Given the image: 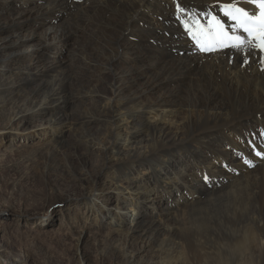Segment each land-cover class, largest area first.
I'll return each mask as SVG.
<instances>
[{"label": "bare ground", "instance_id": "obj_1", "mask_svg": "<svg viewBox=\"0 0 264 264\" xmlns=\"http://www.w3.org/2000/svg\"><path fill=\"white\" fill-rule=\"evenodd\" d=\"M234 2L258 11L247 0H0V117L19 155L6 168L0 154V171L17 170L27 190L53 170L90 183L64 202L60 236L77 231L68 264H90L86 237L94 264H175L227 239L264 249V54L201 51L176 11L204 23L211 11L231 32L220 5ZM9 248L0 264H27Z\"/></svg>", "mask_w": 264, "mask_h": 264}, {"label": "rangeland", "instance_id": "obj_2", "mask_svg": "<svg viewBox=\"0 0 264 264\" xmlns=\"http://www.w3.org/2000/svg\"><path fill=\"white\" fill-rule=\"evenodd\" d=\"M76 43V40L71 38L69 49H75ZM3 122L4 119L0 117V154H9L6 158V168H9L17 162L19 155L10 153V144L14 145V142L6 134L7 129L4 130ZM31 129L34 128L26 129L27 133L34 132ZM21 150L23 151V148ZM96 166L93 169L90 168L93 174H96ZM17 172L13 168L0 171V199H3L0 205V245L10 246L9 250L13 251L16 256L18 255L24 260L27 258V264H47L48 261L50 264H68V260L74 257L76 253L77 231L66 238L60 236L61 219L62 217L66 218L68 214L64 202L68 197H70L69 203L84 199L83 196L91 192L87 191L91 189L89 188L90 183L86 181L85 188L74 183L71 179H64L60 170H53L46 175L36 174L33 184L27 190L15 183ZM107 181L105 174H101L100 179H98L100 183L98 189L102 191V197L103 192L109 190ZM111 195L113 201L110 202V207L112 211H116L115 196L117 193L113 192ZM143 214L145 222L153 217L150 209L144 211ZM21 215L29 216L30 220L20 224L18 226L20 230H17L14 222L17 223ZM37 217H42L43 221L46 219V223H50H44V226L37 224L34 229H28L27 222L30 223L33 221L32 219ZM50 218H54L53 224ZM29 230L38 231L31 236L33 242L29 239H27L29 241L23 239L19 234ZM86 238L83 239L82 248L90 259V264H94V254L89 249V242ZM201 249L203 251L200 253ZM201 249L194 248L184 254L179 252L178 255L173 256L172 261L175 264H264V249L249 239H227L223 244L207 245ZM30 250L31 252H29ZM65 255L67 256L65 257ZM149 255L151 256V252ZM165 264H170V262L166 260Z\"/></svg>", "mask_w": 264, "mask_h": 264}, {"label": "snow or ice", "instance_id": "obj_3", "mask_svg": "<svg viewBox=\"0 0 264 264\" xmlns=\"http://www.w3.org/2000/svg\"><path fill=\"white\" fill-rule=\"evenodd\" d=\"M247 3L258 11H249L235 2L220 5L224 15L233 21L231 32L224 21L211 11L204 14L207 18L206 23L201 21L199 14L188 12L179 3L176 5V11L189 17L183 20L185 31L201 51L207 52L230 45L245 54L247 63V53L250 50L264 54V0H247ZM237 32L246 35H238ZM261 62L264 63V55ZM256 155L264 158V151H257ZM245 163L252 166L251 161L245 160ZM204 178L209 179L207 176Z\"/></svg>", "mask_w": 264, "mask_h": 264}]
</instances>
